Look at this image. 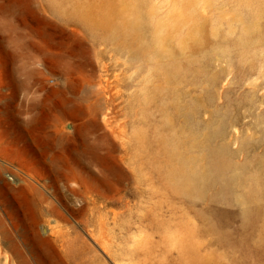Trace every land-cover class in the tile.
<instances>
[{"label":"rangeland","instance_id":"374dc122","mask_svg":"<svg viewBox=\"0 0 264 264\" xmlns=\"http://www.w3.org/2000/svg\"><path fill=\"white\" fill-rule=\"evenodd\" d=\"M86 1L0 0V264H41L33 231L65 264H264V0H114L136 41L68 26ZM9 21L42 56L14 55ZM99 134L118 182L53 193L38 172Z\"/></svg>","mask_w":264,"mask_h":264},{"label":"bare ground","instance_id":"6f19581e","mask_svg":"<svg viewBox=\"0 0 264 264\" xmlns=\"http://www.w3.org/2000/svg\"><path fill=\"white\" fill-rule=\"evenodd\" d=\"M113 1L114 0H102V1L94 0V3H93L92 0L90 1L88 0L84 3V6L81 7L82 10L79 12L77 10L78 6H75L76 8L75 10L77 11H75L76 13L74 12L75 14L72 16L73 19L67 20L66 24L74 28L79 27L80 29L87 28V27L90 28V26L102 25V26H105L106 28L113 29L114 33L124 34L126 37H129L130 40H135V41L138 40L139 39V24H141V18L138 15V9L133 7V12L131 9L130 13L132 16V20H128L125 13L123 14V13H118L115 11ZM62 5H63V2H62ZM59 12L60 11L58 10V13ZM6 26L10 28L11 30L12 41L15 44L21 45L20 42L17 41L20 35L15 32V26H16L15 23L12 21H9V24H7ZM30 36L38 37L39 33L34 32V34ZM21 46H23L25 49H21V47L19 46L14 47V50H15L14 55L17 57L20 56L22 58L23 57L26 58L29 61L30 60L34 61L36 57H38L39 55L41 56L43 55V50H40L37 47L35 42H30V40H28L27 42H24V44ZM44 68L46 69V66ZM57 111H58V117L60 121L63 118H65V116L68 119H73L74 117H77L79 109L72 105L67 106L63 104V107H58ZM91 111L92 113L95 112L94 109H91ZM106 126H107V123L105 122L104 128H106ZM80 129L82 130L84 129V132H83L84 137L85 135L87 136L89 134H95L96 132L99 131V129L93 122H88V123L83 124V126L80 127ZM84 137L82 138L83 154L81 155L79 154L78 156L73 157V159H70L69 161L64 160V159L62 160L61 158L62 156H60V164L58 165L56 169L55 167L54 169H52L47 166H44L43 170L41 172L40 171L38 172L39 174H42L43 176H45L43 180L47 181V185L49 188L53 190V193L56 190L57 183L60 185L61 188L67 187V185L70 184V182H75L76 180H78L79 179L78 175L80 174L85 175V179L87 178L88 181H90L92 184L99 185V186L100 185L103 186L105 183L109 184L110 182L112 183L118 182L119 178L117 176L116 170L108 166V163L105 160V156L100 153V150L103 149V143L105 140L104 137L99 134L95 136L94 139L91 140L90 142L84 139ZM56 145L58 146L59 151L61 152V149L64 148V140L61 137L58 138ZM78 145L79 144L76 142L74 145L75 148ZM46 146L50 147V145H46ZM93 168L96 169L95 172L92 170ZM100 168H102L103 171H105L104 174H107L105 182L101 177H99V174H101V170H102V169L100 170ZM21 173L29 174L31 172L27 171L24 173L22 171ZM49 175H51V177H49ZM20 181L22 182V186L15 189L16 190L15 192H18L21 195L24 194V196H27L25 195V194H28L26 192L27 190L30 196H32V200L35 198L38 199L42 206L44 204L48 206L50 205L48 202H46V199L43 197L39 189L35 187L33 184L28 183L27 178L21 177ZM24 186L26 190L23 188ZM28 196L25 198V200L28 205V209L31 210L32 204L29 202ZM80 211L81 209L77 210V212H80ZM57 215L60 219L61 216L59 214ZM35 235L36 233H34L33 231L32 238H34V240L37 243L43 246L42 252L37 254V260L40 261L41 264H65L61 254L67 255V258L69 260L70 256L66 254V250L64 252H62V249L56 250L52 246L49 239L39 238V237L37 238ZM52 235L62 236L64 235V232H62V230H57V231H54ZM191 237H193V234L192 232L188 231L187 238L190 239ZM101 247H106V246L104 243H101ZM197 257H199V255H194V252H193V256L191 257V263H195V264L202 263V260H200ZM73 261H74V255L70 258L69 263ZM206 262H209V261H206Z\"/></svg>","mask_w":264,"mask_h":264},{"label":"crops","instance_id":"0c3cea01","mask_svg":"<svg viewBox=\"0 0 264 264\" xmlns=\"http://www.w3.org/2000/svg\"><path fill=\"white\" fill-rule=\"evenodd\" d=\"M17 69H19V66H17ZM21 69H22V67H21ZM19 75H21L20 73H18Z\"/></svg>","mask_w":264,"mask_h":264}]
</instances>
